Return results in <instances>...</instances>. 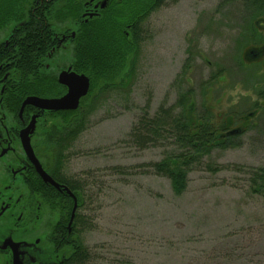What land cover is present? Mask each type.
<instances>
[{
  "label": "rangeland",
  "instance_id": "374dc122",
  "mask_svg": "<svg viewBox=\"0 0 264 264\" xmlns=\"http://www.w3.org/2000/svg\"><path fill=\"white\" fill-rule=\"evenodd\" d=\"M121 2L123 10L105 13L129 20L143 11L141 0ZM223 2L167 0L142 23L140 47L116 49L121 58L109 66L114 73L93 81L76 121L86 128L62 153L66 175L85 186L79 242L89 250L88 264H264V196L253 193L248 176L264 169L262 137L251 132L233 141L235 149L232 139L226 141L229 148L215 150L190 173L181 196L147 166L174 150L172 140L142 149L131 137L145 109L152 117L189 89L195 92L193 106L202 114L207 106L215 123L236 106L251 112L259 99L241 84L230 86L244 75L235 64L245 62L257 15L244 0ZM127 28L123 36L132 45ZM224 70L226 79L217 86L216 81L205 98V83ZM250 96L253 102L246 100Z\"/></svg>",
  "mask_w": 264,
  "mask_h": 264
},
{
  "label": "flooded vegetation",
  "instance_id": "af4514ba",
  "mask_svg": "<svg viewBox=\"0 0 264 264\" xmlns=\"http://www.w3.org/2000/svg\"><path fill=\"white\" fill-rule=\"evenodd\" d=\"M108 1L0 0V264H73L79 257L85 186L66 175L62 153L71 147L72 136L80 128L76 121L85 112L79 111L92 94L93 80L80 72L91 65L81 63L80 57L95 51L96 32L88 30L104 22ZM111 2L120 4L121 0ZM259 3L260 9L252 10L257 18L251 46L243 57L245 62L246 58L257 60L250 65L237 61L235 68L244 75L231 80L230 86L235 90L241 84L259 100L250 113L236 106L217 123L207 106L203 110L208 117L205 125L224 135L227 142L232 139V144L251 132L264 142L260 127L264 125V0ZM128 32L132 28L125 33L127 37ZM65 73L89 79L88 94L78 109L53 111L37 105L39 99L59 100L68 95L70 87L60 82ZM226 76V71L212 76L203 96L207 98L215 82L222 83ZM220 89L225 90L224 86ZM27 100L32 104L24 106ZM246 100L252 101V96ZM31 150L52 182L38 172Z\"/></svg>",
  "mask_w": 264,
  "mask_h": 264
},
{
  "label": "trees",
  "instance_id": "16d2710c",
  "mask_svg": "<svg viewBox=\"0 0 264 264\" xmlns=\"http://www.w3.org/2000/svg\"><path fill=\"white\" fill-rule=\"evenodd\" d=\"M166 1L141 0L143 11L135 14L129 20L123 17L122 13H105L104 23L96 25L92 30H88L96 32V35L92 39V47L95 48V51L91 53L86 51V53L81 55L80 62L91 65L88 67L89 70L83 72H86L93 81L99 79L101 75L111 76L115 70L109 66L117 63V58H121L119 53L117 54L116 49L122 48L126 50L128 47H140L141 39L143 38L141 31L142 23L147 16L161 8ZM239 1L242 0H224L223 4H234ZM244 1L252 9L258 10L262 5L259 3L262 0ZM124 8L125 5L121 2L119 10H123ZM66 10L68 8L65 9L64 14H67ZM116 10V5H112L108 9L110 12H117ZM129 25L132 28V45H129L126 41L127 38L123 36V30L128 29ZM98 32L99 35L100 32L104 35L101 37L98 35ZM86 47H88V43ZM246 59L247 63L253 61L248 60V58ZM188 64L185 66L187 69L190 67ZM194 101L195 92L193 89H189L185 92L184 96L178 97L175 105L160 108L152 117L149 116L147 109H145L142 117L135 123L131 132V137L134 138L142 149L148 145L156 146L172 140L174 150L168 153L161 162L152 164V166L148 164L147 166L152 168L155 175L167 178L171 182L172 190L177 196H181L187 191L190 173L200 168L206 157H210L215 150L229 148L225 145L227 138L224 135L217 134L205 125L208 117L194 107ZM191 108L192 111H189ZM79 127L78 132L72 136L71 144L78 134L80 135L86 128L85 122L82 121ZM230 148L235 149L238 147L232 144ZM248 176L250 177V189L253 193L264 196V169H252ZM78 256L73 264H88L91 261L89 250L81 244Z\"/></svg>",
  "mask_w": 264,
  "mask_h": 264
},
{
  "label": "water",
  "instance_id": "95a60500",
  "mask_svg": "<svg viewBox=\"0 0 264 264\" xmlns=\"http://www.w3.org/2000/svg\"><path fill=\"white\" fill-rule=\"evenodd\" d=\"M60 82L70 87V93L67 97L59 100H37V105H40L45 110L59 111L62 109L76 110L79 107L81 98L85 97L89 91V79L85 76H77L75 74L67 75L66 73L60 77ZM32 104V101L27 100L24 104ZM32 153V160L38 169L40 175L46 182H52L50 177L42 170L39 162ZM76 208V207H75Z\"/></svg>",
  "mask_w": 264,
  "mask_h": 264
},
{
  "label": "bare ground",
  "instance_id": "6f19581e",
  "mask_svg": "<svg viewBox=\"0 0 264 264\" xmlns=\"http://www.w3.org/2000/svg\"><path fill=\"white\" fill-rule=\"evenodd\" d=\"M82 76H84V75H82ZM85 77H86V76H85ZM69 93H70V92H69ZM69 93H68V95H69ZM68 95H67V96H68ZM67 96H66V97H67ZM64 98H65V97H64Z\"/></svg>",
  "mask_w": 264,
  "mask_h": 264
}]
</instances>
